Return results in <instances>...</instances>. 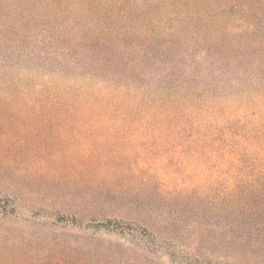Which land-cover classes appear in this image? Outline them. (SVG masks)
Returning <instances> with one entry per match:
<instances>
[{
	"label": "rangeland",
	"instance_id": "374dc122",
	"mask_svg": "<svg viewBox=\"0 0 264 264\" xmlns=\"http://www.w3.org/2000/svg\"><path fill=\"white\" fill-rule=\"evenodd\" d=\"M0 0V264H264V0Z\"/></svg>",
	"mask_w": 264,
	"mask_h": 264
},
{
	"label": "trees",
	"instance_id": "16d2710c",
	"mask_svg": "<svg viewBox=\"0 0 264 264\" xmlns=\"http://www.w3.org/2000/svg\"><path fill=\"white\" fill-rule=\"evenodd\" d=\"M253 2H255V1L250 0V3H248V4L246 5V8L249 7Z\"/></svg>",
	"mask_w": 264,
	"mask_h": 264
}]
</instances>
